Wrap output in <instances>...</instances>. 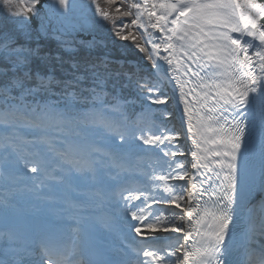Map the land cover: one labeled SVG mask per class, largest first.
<instances>
[{"label": "snow or ice", "instance_id": "snow-or-ice-1", "mask_svg": "<svg viewBox=\"0 0 264 264\" xmlns=\"http://www.w3.org/2000/svg\"><path fill=\"white\" fill-rule=\"evenodd\" d=\"M2 2L13 29L0 33V182L28 176L47 205L69 190L77 211L115 201L141 239L114 261L81 219L54 220L28 242L0 233V264H264L254 220L238 226L257 149L264 170V0ZM33 18L66 48L78 30L131 42L152 69L129 77L141 112L106 90L107 60L73 64L68 79L34 70ZM253 210L264 236V196Z\"/></svg>", "mask_w": 264, "mask_h": 264}, {"label": "trees", "instance_id": "trees-1", "mask_svg": "<svg viewBox=\"0 0 264 264\" xmlns=\"http://www.w3.org/2000/svg\"><path fill=\"white\" fill-rule=\"evenodd\" d=\"M1 4L0 33H3L11 31L13 27L8 18L4 16L2 0ZM89 32L78 31L66 37L72 41L70 48L61 45L54 35H45L42 40L41 36H39V40L31 36L28 46L38 49L37 54L32 59L31 67L34 70H39L42 75L52 74L57 79H68L73 71V64H80L81 72H83L86 62L89 65L99 63L106 56L108 58L106 59L108 61L106 90L113 96L127 99L130 102L128 109L130 113L137 112L141 109L140 101L136 97L134 80L130 83L129 77L135 72H139L141 75L148 73L144 71L142 66H147L151 70L150 62L144 59L143 54L131 42L114 40L107 30H90ZM88 34L89 37H87ZM26 39V37H20L21 42ZM118 59L123 60V63H118ZM129 59L139 63L140 68L134 69L128 63ZM54 90L58 91V89ZM55 98L53 97V99Z\"/></svg>", "mask_w": 264, "mask_h": 264}, {"label": "bare ground", "instance_id": "bare-ground-1", "mask_svg": "<svg viewBox=\"0 0 264 264\" xmlns=\"http://www.w3.org/2000/svg\"><path fill=\"white\" fill-rule=\"evenodd\" d=\"M256 167L254 192L251 195L246 207L244 230L248 228L249 222L253 221L252 212H249L248 209L254 205L255 200L259 201L261 200V197L264 196V170H262L261 166L259 149H257ZM32 184L33 180L26 176L19 179L10 190L6 191L4 184L0 182V195L7 197L9 200L17 203L28 211L53 215L57 220H60L62 222L61 225L67 229L75 227V220L77 218L81 219L82 221L85 220L87 218L86 212L89 209L97 212L109 210L114 212L116 214L115 218H110L107 216L103 218V221L111 220L112 227H105L102 223L101 230L105 242L109 245L110 251L115 254H119L121 251H124L125 248L130 244L140 241L141 238L136 236L135 232L130 228V225H134L135 221H132L130 216L125 218L123 213L120 212L116 207L115 201H105L103 203L99 201L95 203L85 202L81 205H78V207L82 208L83 211H77L68 206V202L71 201L73 193L69 190H62L60 195L65 202L55 205H47L38 201L36 199L35 193L26 190L25 186L31 187ZM125 195H127V193H125ZM260 241H264V236L256 235V239L252 246L257 248V244H259ZM161 243H167V241H161Z\"/></svg>", "mask_w": 264, "mask_h": 264}, {"label": "rangeland", "instance_id": "rangeland-1", "mask_svg": "<svg viewBox=\"0 0 264 264\" xmlns=\"http://www.w3.org/2000/svg\"><path fill=\"white\" fill-rule=\"evenodd\" d=\"M44 2V0H42V3ZM2 7V4H1V0H0V8ZM1 11V10H0ZM1 13V12H0ZM4 13V16L6 17V18H8V16H7V13L4 11L3 12ZM36 20L37 21H34L33 19H32V21H31V31H32V36H34L35 38H37L38 40H39V36H41V40L42 39H44V36H45V34L44 33H42V32H39V27H40V20H39V18H36ZM8 21L11 23V25H12V27H13V22L8 18ZM79 31V30H78ZM78 31H75V32H73V33H76V32H78ZM90 30H83V32H86V33H88ZM82 32V31H81ZM89 33H91V32H89ZM40 34V35H39ZM51 35V34H50ZM90 35L88 34L87 35V37H89ZM103 59L104 60H106V59H108L106 56H104L103 57ZM117 62L118 63H123V60H121V59H118L117 60ZM128 63L134 68V69H136V70H138L139 68H140V66L141 65H139V63H137L135 60H133V59H129L128 60ZM143 67V69H144V71H146V72H150L151 70H149L148 69V67L147 66H142ZM169 88H170V86H169ZM141 112V110H138L137 112H135V113H140ZM159 122V121H158ZM252 218L253 219H255V224H256V228H257V234L256 235H260V231H261V229H260V214H257V215H255L254 214V210L252 211Z\"/></svg>", "mask_w": 264, "mask_h": 264}, {"label": "water", "instance_id": "water-1", "mask_svg": "<svg viewBox=\"0 0 264 264\" xmlns=\"http://www.w3.org/2000/svg\"><path fill=\"white\" fill-rule=\"evenodd\" d=\"M34 21H37L36 18H33Z\"/></svg>", "mask_w": 264, "mask_h": 264}]
</instances>
